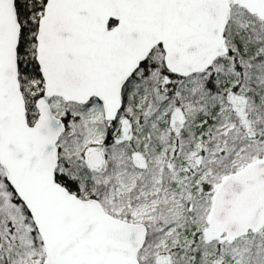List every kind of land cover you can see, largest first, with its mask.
<instances>
[{
  "label": "water",
  "instance_id": "1",
  "mask_svg": "<svg viewBox=\"0 0 264 264\" xmlns=\"http://www.w3.org/2000/svg\"><path fill=\"white\" fill-rule=\"evenodd\" d=\"M233 5L264 23V0H45L34 37L43 86L30 124L18 78L20 23L14 0H0V167L39 236L41 264H140L147 235L145 224L115 217L97 198L82 199L57 181L66 124L49 100L94 99L104 120L114 122L124 85L155 47L166 71L182 78L226 55ZM86 159L94 168L104 162L98 150ZM208 223L230 238L264 226V160L221 180Z\"/></svg>",
  "mask_w": 264,
  "mask_h": 264
},
{
  "label": "rangeland",
  "instance_id": "2",
  "mask_svg": "<svg viewBox=\"0 0 264 264\" xmlns=\"http://www.w3.org/2000/svg\"><path fill=\"white\" fill-rule=\"evenodd\" d=\"M246 14L250 15L241 7L234 5L231 7L229 23H231L234 33H245L254 26V19ZM253 17L256 18L255 16ZM260 23L262 22L260 21ZM245 51L248 53V58L245 60L260 59L259 66L261 67H247L239 58L238 61L233 63L223 62L214 64L213 67L204 73L189 76L184 81H178L172 88V91L169 92L165 105L152 116L150 120L151 129L156 128V123L168 125L175 133L173 138L178 137L177 130L182 129L184 133L181 137L185 140L183 143H187L188 145L186 151L180 149L179 154L183 153L180 162L169 164L171 169L169 174L166 172V175L168 176L167 182L173 185L170 188L166 181L163 180L162 169L167 161L165 149L159 150L156 154L154 152V156H151L148 153L149 151L147 152L148 139L146 137L140 136V142L134 140V145L131 146L132 153L120 151L123 156L126 158L131 157L133 160L135 169L132 171H129V168H118V166L124 164L119 155L113 156L112 166H108V162L105 160L99 168L92 167L86 159V154L92 150H98L103 153V139L106 128H110L111 133L117 132L123 137L132 139V135H130L127 129L129 119L126 115L128 111H139L141 109L149 93L145 91V88L142 89L140 98L133 105L128 103V101L123 102L121 112L112 123L104 120L102 105L94 99L86 105H81L82 107H78L76 111L69 110L70 108L67 106L69 103L64 102L59 97H52L49 100L51 111L55 116L62 118L64 114L67 115L65 124L68 127V133L75 132V130L78 134L79 132L81 133L78 135L77 142H71V140L68 142L64 141L62 137L66 132L65 129L57 142L59 151L62 148L64 155L72 153L79 161L85 160L88 168L93 171L92 173L86 171L82 173V177L87 179V186L79 196L80 198L88 199L89 197H93L95 184L92 182L91 174L94 173L101 176L103 183H109L105 198L102 202H99L106 212L115 217L132 223H143L147 226L152 225L154 230H158L160 227L157 226L161 224L153 221L156 218L166 216L163 210L157 209L160 204L165 206L167 213H169L170 223L165 222L168 227L167 230L160 237L156 235V242L151 245V253L155 256L154 264H179L178 259L173 258L171 255L175 254L178 248L186 247L187 245L190 247L189 242L191 238H195L196 240L202 237L211 246L205 245V249L201 251V264H264V226L255 231V235L253 236H249L248 233L251 232H248L244 236L232 240L209 225L211 204L208 210L202 207L201 204L206 202L209 196L212 202L214 192L220 184H215L216 181L214 180H222L226 175L232 173L230 171L223 174L217 173L211 167H204L203 162L206 154L209 152L210 156L220 152L223 145L218 140L212 144L211 140L207 148L201 146L204 136L201 126L208 123V113L215 109L216 113L221 115L223 124L218 125V129L225 134L234 129V122L227 119L226 115V110L230 107L227 99L230 90L235 91L239 96L246 97L248 101L247 107L249 106L248 109L252 110L255 116H257V112L252 108V103L254 100L262 101L264 98V41L260 45H255V47L245 48ZM151 57L154 59L155 56L152 54ZM242 67L244 83L239 84V78L241 77L238 71ZM149 72L154 74L153 70ZM209 74L211 75L210 77L208 76ZM252 83L256 85L254 88ZM131 84V87L138 86L134 81H131ZM31 85L21 87L26 107L30 105L32 94L39 90L36 81H33ZM176 101L179 102L176 103ZM32 103L33 107L28 112L34 115V117L27 118L30 124L35 121L37 116L33 100ZM180 112L183 113V120ZM180 120L183 122L181 125H179ZM257 123L258 126L251 123L247 126L249 133L254 136L258 135V133H264V119L261 121L257 120ZM140 132L141 129L138 123H136L134 133L137 136ZM156 137L162 142L165 133L159 132ZM175 140L177 141V139ZM260 154L264 157V146H261L260 150L253 148L252 152H245L242 148H238L234 153L231 164L236 167L235 171H237L249 164L245 161L246 158H254V156ZM215 158L212 156L208 159L209 161H214ZM148 162H151L150 165H148ZM148 166L150 167L145 182L138 187L136 196L129 198L128 195L136 188L138 179H142L140 173L145 175ZM0 174L1 177L4 176L2 169L0 170ZM203 181L209 183L208 185H210L211 190H200L197 188L198 184ZM8 194V190L6 192L5 189H1L0 187V195L4 196V202L7 206L11 204ZM7 197L9 200H7ZM137 197L140 200L137 201ZM121 215L128 216V218L121 217ZM187 218L191 220L194 227L191 231L183 234L182 230H179V226L183 225ZM4 224L5 227L0 223V248L4 246V251L6 252V246L9 248L11 244L7 237V232L10 238L13 237V233L11 230H8L10 224ZM26 224L27 227L25 228L28 231L35 229L32 222H27ZM150 232H153V230H150ZM23 237H21V240L23 241V246H26L23 252L24 257L19 260L13 257L11 264H27V262L30 264H35L36 262L42 263L44 251L42 245L39 244L40 246H37L38 243L35 235L31 233L28 240ZM215 243H218V246ZM148 255L147 248L140 258L144 260Z\"/></svg>",
  "mask_w": 264,
  "mask_h": 264
},
{
  "label": "trees",
  "instance_id": "3",
  "mask_svg": "<svg viewBox=\"0 0 264 264\" xmlns=\"http://www.w3.org/2000/svg\"><path fill=\"white\" fill-rule=\"evenodd\" d=\"M44 2L45 0H14L17 18L20 23V34L17 46L18 78L21 87H23L24 85L32 86L31 84L33 81L37 82L39 90L32 94L31 99L33 101H35V99L39 95H41L43 86L38 66L34 60V37L37 28V21L42 13ZM248 16L254 19L255 24L249 29V31L245 33H234L232 30L233 27L228 21L229 24L227 23V26L225 28L226 45L228 47V53L224 56L217 58L211 67H213L214 64L217 63H233L235 61H238V58L241 59V62H243V64H246L247 67H261L259 66L260 59H255L252 61L245 60L246 58H248V53L245 51V48L251 46L255 47V45H260L264 41L263 23H260V21H258L253 16ZM110 24L113 25L114 22H111ZM152 54L155 56L154 59H152L151 57ZM161 56L162 51L160 47L154 48L147 60L141 63L140 67L133 74V76L128 79L122 89L123 102L128 101V103H130L131 105L136 103L138 98H140L143 88H145V91L149 92L147 94L146 100L141 106V109L139 111H128L126 115L129 119V125L127 124V129L129 130L130 135H132L133 141L131 138H126L119 135V133L117 132L111 133L110 128H106L105 136L103 139V154L104 161L106 160V162H108V166L113 165V156L119 155V157L122 158V162L124 164L118 166V168H129V171H132L133 169H135L133 160L131 159V157L126 158L125 156H123L120 151H127L129 153H132L131 146L134 145V140L136 142H140V136L146 137L148 139L147 152L149 151L148 153L151 156H154V152L156 154L159 150L165 149V158L167 161L165 162L162 169L163 180L166 181L168 187L170 188L173 185L172 183L167 182L168 176L166 175V172L169 174L171 169L169 164H175L176 162H180V158L183 154H179L180 149L186 151L188 148L187 143H183V141L185 140L181 137L184 131L182 129H178L177 133L179 134V136L173 138V135L175 133L172 131V129L168 127V125L156 123V128L151 129L150 120L152 116H154V114H156L160 110V108L165 105V103L167 102V96L169 95V92L172 91V88L175 86V84L178 81H184V79H187V77H177L166 71L162 64ZM242 69L243 67L240 69V71H238L241 77L239 78V84L244 83ZM150 70H153L154 74H151L152 72H149ZM208 76L210 77L211 75L209 74ZM131 81L137 83L138 86L136 85V87H131ZM252 85L253 88L256 86L254 83H252ZM228 95L229 96L227 99L230 104V107L228 110H226V115L227 119L234 122V129L225 134H223V132L218 129V125L223 124V118L220 114L216 113L215 109L208 113V123H205L201 126L204 134L203 140L201 141L202 147L207 148L211 140L212 144L217 140L218 142L223 143L220 152L210 156L209 152L208 154H206V157L204 158L203 162L204 167H211L213 171L222 174L228 171H235L236 167L232 166L231 161L234 158V153L238 150V148H242V150H244L245 152H252L253 148L256 150H260L261 146H264V133H258V135L256 134L254 136L249 133L247 127L250 123L253 125L256 124L258 126L257 120L261 121L264 119V98L262 99V101H253L252 108L255 109L257 112V116H255L253 115L252 110L248 109V101L246 100L245 96H239L233 90H230ZM32 100H30L29 107H26L27 118L34 117V115L28 112V110L33 107ZM178 102L179 101H176V103ZM67 106L68 108H70L69 110L72 111H76L78 107H82L81 105L75 103H69L67 104ZM180 116L183 120V113H181ZM256 117H258V119H256ZM62 119L66 122L67 115L64 114ZM136 123H138V126L141 129V132L137 136L134 133ZM182 123L183 122L180 120L179 125H181ZM67 128L68 127H66V132L62 136L64 138V141L66 140L70 142L71 140V142H77L78 135L81 133L78 131V134L75 130V132H70L69 134ZM159 132L165 133V137L162 142L159 141L158 137H156ZM175 139H177V141ZM212 156L216 157L215 160L209 161ZM258 160H264L263 155L260 154L254 156V158L245 159L247 163ZM150 163L151 162H148V165H150ZM149 167L150 166H148V168L146 169L145 175H142V173H140L142 179H138V182L136 183V188L131 192V194L128 195L129 198L136 196V192H138V187L140 186V184L144 183L146 180L145 178H147V172L149 171ZM84 171L88 173L93 172L90 168H88L85 160L79 161L77 157L72 153H70V155H64L63 150L61 148V150L59 151V162L56 168L57 181H59L66 188H68L69 191L75 193L77 196H80L87 186V179L82 177V173ZM1 174L0 187L1 189H5L6 192L8 190V197H10L11 204L7 206V204H5L4 202V196L0 195V223L3 225V227H5L4 223L10 224L8 230L12 231L13 237L10 238L7 232V237L11 244L9 245V248L6 246V252L4 251V246L0 248V264H11L13 257L15 259L17 258L18 260L24 257L23 252L26 246H23V241L21 240L22 236H24L23 238L28 240L30 234L33 233L38 243V247L41 245V243L35 229H33L32 231H28V229L25 228L27 227L26 223L31 222L29 214L23 204L17 199L16 195L11 190L9 185L6 183L4 176L1 177ZM91 178L93 180L92 182L95 184V192L92 194V196L102 202L107 193L109 183H103L101 176H98L94 173L91 174ZM214 181H216L215 184H218L221 182V179H217ZM208 184L209 183L205 181L200 182L197 188H199L200 190H209L210 185ZM8 197L7 200H9ZM136 200L138 201L140 200V198L137 197ZM201 204L202 207H205L208 210L211 204L210 196L208 200H206V202H203ZM157 209L163 210L164 215L166 216H163L162 218H156V220L153 221L161 224L157 226L160 227V229L158 230H154L152 225H146L148 228L146 240L143 248L138 254L140 264H154L155 256H153L154 254L151 253V245L156 242V235L160 237V235H163L164 232L167 230L168 227L166 226V223H170L169 213H167L165 206H162L160 204ZM8 215L10 216L9 218ZM121 217L128 218V216L125 215H121ZM193 227V223L190 219L187 218L184 221L183 225L179 226V230H182V233L184 234L187 231H191ZM150 230H153V232H150ZM248 235L253 236L255 235V232L248 233ZM230 239L235 240V238ZM189 245L191 246L189 247L187 245L186 247L178 248L175 254L173 253L171 256H173V258L175 259H178L179 264H201V251L205 249V245L211 246V244L208 243V241H206L204 237H202L196 240L195 238H191ZM215 245L218 246V243H215ZM147 248L149 255L146 259L143 260L142 258H140V256L142 257V254ZM27 264L30 263L27 262ZM35 264L41 263L36 262Z\"/></svg>",
  "mask_w": 264,
  "mask_h": 264
}]
</instances>
